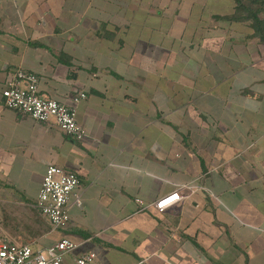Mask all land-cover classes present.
<instances>
[{
  "label": "crops",
  "instance_id": "1",
  "mask_svg": "<svg viewBox=\"0 0 264 264\" xmlns=\"http://www.w3.org/2000/svg\"><path fill=\"white\" fill-rule=\"evenodd\" d=\"M233 12L232 0H0V194L27 222L2 239L33 250L70 239L65 264L87 253L95 264H264V44ZM188 32L206 68L171 51ZM18 68L75 109L82 141L4 106ZM179 73L192 85L178 88ZM50 165L80 180L64 229L32 207ZM174 191L183 199L154 208Z\"/></svg>",
  "mask_w": 264,
  "mask_h": 264
},
{
  "label": "built area",
  "instance_id": "2",
  "mask_svg": "<svg viewBox=\"0 0 264 264\" xmlns=\"http://www.w3.org/2000/svg\"><path fill=\"white\" fill-rule=\"evenodd\" d=\"M1 96L7 109L40 123L53 121L60 131L75 141H82L86 137L85 129L77 122L75 109L41 95L34 73L20 68L14 70ZM85 98L86 94L81 92L73 96L72 100L77 103ZM79 184V177L72 171L56 165L45 169L34 207L54 229H64L69 225L68 203L71 197L77 206H81V197L75 194ZM191 188L194 186L184 185L179 189ZM178 192L163 196L153 203L154 208L162 212L183 199ZM136 202L142 208L145 207L141 200L137 199ZM77 247V243L62 238L44 249L33 250L28 244H15L1 238L0 264H65L63 256ZM95 259L94 253L83 254L76 258V264H95Z\"/></svg>",
  "mask_w": 264,
  "mask_h": 264
},
{
  "label": "rangeland",
  "instance_id": "3",
  "mask_svg": "<svg viewBox=\"0 0 264 264\" xmlns=\"http://www.w3.org/2000/svg\"><path fill=\"white\" fill-rule=\"evenodd\" d=\"M189 34H190V32H188L187 34L182 36L181 40L179 37L178 38L179 44L177 42L172 43L173 47H172L171 51L172 52L173 51L183 52V53H185L187 51V52L193 54V56H187L186 57L190 61V63H189L190 65H195L197 63V65H202V67L206 68L205 62L207 61V58L205 57L204 52H203V54H201V52H200L203 50V47L205 50V43L204 42L203 43L198 42L197 38H196V40L187 41L186 37H188ZM216 44L219 45V43H216ZM177 45H179V47ZM222 55H224V54H222ZM195 58H197V59H195ZM236 58L237 57L235 56L234 59L236 60ZM214 59H215V63L217 61L220 63L221 66H223V63H222L223 58L221 57V55L219 57H215ZM204 60H205V62H204ZM186 62L187 61L184 62V65H186ZM221 66L215 65V64L212 65V68L214 69V71L218 72V74H214L215 81L219 80L221 77H223L225 80V78L228 76V75H225L224 73H222L223 68ZM171 76H172V74L167 72V78H170ZM177 76H180L182 78L181 82L179 80H177V83H181L178 85V88L192 85L193 80H191V79H189V84L186 83V80L189 78L188 75H185V74L180 75V73H179V75H177ZM228 80L229 79L225 80V82H227ZM172 81L167 80L165 82V84H167V86H168L167 89L170 88L171 91L173 92L174 90L172 88H173V82L174 81L173 82ZM197 83H198V85H200V83H202V82L200 80ZM231 83H232V80H230V82H229V84H230L229 86H231V88L233 89L232 92L238 93V90L235 88L236 86H233ZM216 89H218V87L215 86L214 87L215 91H213L214 95L217 94ZM245 95L248 96L247 93ZM212 100H213V98L210 96H208L206 99V101H212ZM213 101H220V100L214 99ZM205 107H208V106H205ZM221 108H222L221 104H219L218 106L214 105L213 107H210L212 113L215 116H217V114L220 113ZM167 110H168V107H167ZM219 130H221V129L219 128ZM32 207L36 212H38L36 210V208L34 207V204ZM15 209H16V205L14 204L13 199L10 197H7V195H1L0 194V239L1 238H8V236L13 238V237H17L19 235H23L20 233L23 232L22 228H23L24 224L27 223L25 221L26 218L25 217H19L18 211H15Z\"/></svg>",
  "mask_w": 264,
  "mask_h": 264
},
{
  "label": "trees",
  "instance_id": "4",
  "mask_svg": "<svg viewBox=\"0 0 264 264\" xmlns=\"http://www.w3.org/2000/svg\"><path fill=\"white\" fill-rule=\"evenodd\" d=\"M234 12L226 19L244 23L253 31V36L264 44V0H232Z\"/></svg>",
  "mask_w": 264,
  "mask_h": 264
}]
</instances>
